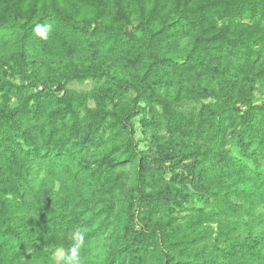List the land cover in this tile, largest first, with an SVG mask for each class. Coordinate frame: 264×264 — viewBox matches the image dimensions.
<instances>
[{
	"label": "trees",
	"instance_id": "16d2710c",
	"mask_svg": "<svg viewBox=\"0 0 264 264\" xmlns=\"http://www.w3.org/2000/svg\"><path fill=\"white\" fill-rule=\"evenodd\" d=\"M78 227L85 264H264V0H0V264Z\"/></svg>",
	"mask_w": 264,
	"mask_h": 264
},
{
	"label": "clouds",
	"instance_id": "9594fccd",
	"mask_svg": "<svg viewBox=\"0 0 264 264\" xmlns=\"http://www.w3.org/2000/svg\"><path fill=\"white\" fill-rule=\"evenodd\" d=\"M52 28L50 25H38L35 32L38 36L47 39ZM87 229L78 227L74 229L69 235L68 240L71 241L70 246L61 244L52 249V259L54 264H85L87 259L96 256L100 253L99 246L88 248L85 243ZM87 251V255L85 252Z\"/></svg>",
	"mask_w": 264,
	"mask_h": 264
},
{
	"label": "rangeland",
	"instance_id": "374dc122",
	"mask_svg": "<svg viewBox=\"0 0 264 264\" xmlns=\"http://www.w3.org/2000/svg\"><path fill=\"white\" fill-rule=\"evenodd\" d=\"M71 87H72V88H76V89H78V90H81V89H83V88H86L87 86H85V87H81V86H79V85H77V84H73Z\"/></svg>",
	"mask_w": 264,
	"mask_h": 264
}]
</instances>
